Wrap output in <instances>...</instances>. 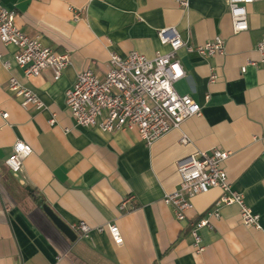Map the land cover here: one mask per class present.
<instances>
[{"label":"crops","instance_id":"1","mask_svg":"<svg viewBox=\"0 0 264 264\" xmlns=\"http://www.w3.org/2000/svg\"><path fill=\"white\" fill-rule=\"evenodd\" d=\"M178 1L2 0L22 32L69 52L71 64L58 81L51 71L27 78L19 68L4 67L2 60H12L15 48L0 41V264H57L58 258L60 264H264V65L257 51L264 2L247 7L249 30L234 35L227 0H190L186 8ZM72 8L85 9L80 20ZM170 28L193 47L216 37L225 41L221 56L177 52L186 76L175 88L201 106V116L151 146L136 132L77 126L65 95L78 75L92 68L104 77L112 55L170 52L158 37ZM11 76L37 93L45 108H23L7 88ZM18 140L33 153L13 174L5 162ZM214 149L230 153L223 164L229 183L261 216V229L246 227L237 205L218 207V189L195 197L184 222L164 203L180 187L179 163ZM38 199L70 226L85 222L90 238L72 243ZM214 209L221 217L200 231L205 251L199 254L193 225ZM108 224L120 229L122 245Z\"/></svg>","mask_w":264,"mask_h":264},{"label":"built area","instance_id":"2","mask_svg":"<svg viewBox=\"0 0 264 264\" xmlns=\"http://www.w3.org/2000/svg\"><path fill=\"white\" fill-rule=\"evenodd\" d=\"M264 2V0H227L228 13L232 20L234 35L249 30V5ZM190 0H179L178 4L188 7ZM74 20L78 21L85 9H71ZM163 45H170L168 53L158 52L149 58L137 51L125 57L112 55L109 69L104 77L94 72L92 68L80 73L74 85L66 92L65 102L75 124L82 128L98 129L105 133L122 131L136 132L148 145L181 125L192 117L201 116L202 108L189 95H180L175 85L186 74L178 58L177 52L185 48L189 53H197L202 57H214L225 54V41L221 37L208 41L204 45L193 47L184 43L175 29H163L158 32ZM0 41L5 46L15 48L12 60H2L6 69L14 67L23 71L24 76L40 77L45 71H51L55 81L61 79L64 70L71 64L69 52H58L52 47L45 46L40 36L31 37L17 26L16 13L6 8L0 0ZM257 51L262 56L264 65V35L257 45ZM2 57V56H0ZM249 65L257 66L255 62ZM247 66L242 68V73ZM217 79L215 74L211 82ZM7 88L16 98L21 100L25 109L34 107L37 110L45 108L39 95L22 85L11 76ZM8 113H2L7 119ZM55 124V119L50 121ZM182 144H187L183 137ZM33 153L32 147L18 140L13 146L5 164L13 174H18L23 168L24 161ZM230 153L217 149L199 152L178 165L181 177L180 187L164 197V203L174 209L179 222L189 219V213L194 209L193 199L198 195L207 194L212 189H218L222 196L218 207L237 205L240 217L246 227L261 229V216L254 213L246 204L244 195L233 191L227 173L223 167ZM133 198L123 201L121 209L125 210ZM221 217L219 209L206 213L193 225L192 236L197 253H203L200 231L210 227L211 219ZM81 239H89L91 228L83 221L70 226ZM107 228L118 244H123L120 229L113 224ZM98 231H104L99 227ZM61 258H58L60 264Z\"/></svg>","mask_w":264,"mask_h":264},{"label":"water","instance_id":"3","mask_svg":"<svg viewBox=\"0 0 264 264\" xmlns=\"http://www.w3.org/2000/svg\"><path fill=\"white\" fill-rule=\"evenodd\" d=\"M28 190L31 191V189ZM39 205L42 207L45 215L65 237H67L72 243L77 242L79 237L70 225L64 222L49 205L42 203L41 201L39 202Z\"/></svg>","mask_w":264,"mask_h":264},{"label":"trees","instance_id":"4","mask_svg":"<svg viewBox=\"0 0 264 264\" xmlns=\"http://www.w3.org/2000/svg\"><path fill=\"white\" fill-rule=\"evenodd\" d=\"M38 201L40 202L41 200L38 199ZM42 203H44V201Z\"/></svg>","mask_w":264,"mask_h":264}]
</instances>
